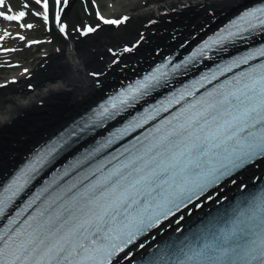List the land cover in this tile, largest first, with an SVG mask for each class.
Returning <instances> with one entry per match:
<instances>
[{"label":"snow or ice","instance_id":"snow-or-ice-1","mask_svg":"<svg viewBox=\"0 0 264 264\" xmlns=\"http://www.w3.org/2000/svg\"><path fill=\"white\" fill-rule=\"evenodd\" d=\"M69 7L70 0H0V18L29 30L34 25L25 24L26 18H39L49 31L55 26L68 38L70 26L65 18ZM95 15L104 25L116 27L130 19L127 15L119 18H106L99 12ZM257 28L264 29V7L245 11L229 29L205 44L199 55L205 56L214 47L243 39ZM75 30L88 37L100 29L98 24H89ZM18 39L27 40L24 35H18ZM40 43L32 40L26 46ZM8 51L15 49H5ZM257 56L264 57V47L233 60L220 71L231 72L233 67L247 65ZM24 73L27 75L28 70ZM167 76L168 72L158 68L108 105L101 106L97 116L114 115L160 86ZM216 78L215 73L205 77L209 83ZM9 83L18 82L12 79ZM7 88V83L0 84V119L4 120L8 119L7 109L18 105L9 98ZM26 90L34 92L36 86L29 83ZM188 97L192 100L188 101ZM181 101L186 102L181 112L165 119L155 128L151 139L145 136L139 145L127 149V154L122 152L120 156L124 159L116 157L119 163L106 173L98 168L96 172L102 174L95 180H89L83 187L72 185L35 215L29 213L22 220H13L11 226L0 232V264H114L121 254L127 255V246L138 234L174 215L181 205L198 197L209 184L216 183L232 169L264 158V63L241 72L206 96L197 98L185 90L170 97L168 104ZM137 126L143 125L133 121L129 128ZM32 168L34 165L12 181L7 190L11 195L0 197V216L27 183ZM180 251L184 258L177 259L175 264H264V198L258 213H249L230 229L195 248Z\"/></svg>","mask_w":264,"mask_h":264},{"label":"bare ground","instance_id":"bare-ground-1","mask_svg":"<svg viewBox=\"0 0 264 264\" xmlns=\"http://www.w3.org/2000/svg\"><path fill=\"white\" fill-rule=\"evenodd\" d=\"M82 1L70 0V7L66 11L81 6L84 4ZM249 1L251 0H107L108 12L103 11L102 15L106 18L127 15L131 18V23L105 29L97 35L80 39L79 42L69 38L67 46L64 44L51 50L57 48L48 55L47 62L31 79L28 75L33 73V68H37L42 57L22 64L12 72L0 74V84H8L6 91L9 98L14 100L18 94L19 98L26 101L23 105L14 106L7 120L0 119V184L33 148L89 106L102 92L116 84V81L136 74L170 49H184ZM85 4V25H100L96 15L92 13L95 3L92 5L88 1ZM65 22L70 26L74 20L66 18ZM104 26L107 25H101L99 29ZM5 28L0 25V46L6 39H2ZM22 31L24 32L18 27L14 34L21 35ZM11 41L14 39L9 38L5 43ZM15 46L16 43L12 42L11 48ZM125 48H131L132 51L126 52ZM45 54L46 51L41 56ZM58 68L61 69L60 72L57 71ZM25 69L28 70L27 75L24 73ZM93 73L98 76H93ZM12 79L18 83H9ZM29 83L36 86L34 92L26 90ZM262 173L264 160L241 175L237 174L223 185L220 192L208 195L204 201L179 214L168 229L160 228L161 236L190 221L217 202L218 198L236 191ZM145 242L150 241L144 240L142 248L149 244ZM128 254L123 260L129 258ZM123 260L115 264H121Z\"/></svg>","mask_w":264,"mask_h":264},{"label":"rangeland","instance_id":"rangeland-1","mask_svg":"<svg viewBox=\"0 0 264 264\" xmlns=\"http://www.w3.org/2000/svg\"><path fill=\"white\" fill-rule=\"evenodd\" d=\"M102 5H103L104 8L106 7V4L105 3H102ZM76 12H78V13L76 14ZM76 12L71 11L67 15L68 18H71V15L72 14L73 15L76 14L75 15V20H74V23L75 24L70 27L71 30H74L78 24H81L82 23V20L80 18V10L78 9ZM38 24H39V28H37L35 30H32V31H29L30 35H34L35 38H39V37L45 36L44 27H43V24H42V22L40 20L38 21ZM41 48L42 47H39L38 48V51L36 50L37 48H25V49L24 48H21V50L19 52H17L15 55H13L12 57H10V60L11 61L17 60V61H20L22 63L30 62L32 59H34L35 57H37V55H40L39 52H40ZM0 60H2V59H0ZM57 71L60 72L61 69L58 68Z\"/></svg>","mask_w":264,"mask_h":264},{"label":"clouds","instance_id":"clouds-1","mask_svg":"<svg viewBox=\"0 0 264 264\" xmlns=\"http://www.w3.org/2000/svg\"><path fill=\"white\" fill-rule=\"evenodd\" d=\"M15 100H16V103L18 104V105H23V104H25L26 103V101L25 100H23V99H21V98H15ZM12 110V108H11V106L7 109V111H11Z\"/></svg>","mask_w":264,"mask_h":264}]
</instances>
